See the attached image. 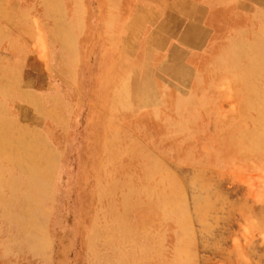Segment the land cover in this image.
Masks as SVG:
<instances>
[{"label":"rangeland","instance_id":"374dc122","mask_svg":"<svg viewBox=\"0 0 264 264\" xmlns=\"http://www.w3.org/2000/svg\"><path fill=\"white\" fill-rule=\"evenodd\" d=\"M107 1L0 0V264H264L263 58L159 55Z\"/></svg>","mask_w":264,"mask_h":264},{"label":"crops","instance_id":"0c3cea01","mask_svg":"<svg viewBox=\"0 0 264 264\" xmlns=\"http://www.w3.org/2000/svg\"><path fill=\"white\" fill-rule=\"evenodd\" d=\"M118 1L121 9L133 11L129 19L121 24H125L126 28L128 25L135 26V34L142 35L143 40L146 38L144 34L151 35L148 40L158 42L157 47L162 50L158 51L159 55L166 52L168 57H174L177 51L188 57L193 49L208 51L213 43L219 47L216 58L229 51L239 59L248 57L255 62L258 57L264 60V0ZM114 2L116 0H108L107 4L111 6ZM149 26L152 27L151 31L146 33ZM218 67L213 71L221 75L244 70V66L238 63ZM260 67L250 64L246 71L261 72L258 70ZM161 69L162 72L175 71L173 65L167 64L161 65ZM208 70L212 72L211 67ZM220 78L215 85L216 103L219 105L225 98L224 92L219 90V85L225 83V77ZM237 84L239 104H264V81L248 80Z\"/></svg>","mask_w":264,"mask_h":264},{"label":"bare ground","instance_id":"6f19581e","mask_svg":"<svg viewBox=\"0 0 264 264\" xmlns=\"http://www.w3.org/2000/svg\"><path fill=\"white\" fill-rule=\"evenodd\" d=\"M225 65H227V63L225 64ZM251 94V93H250ZM250 97V96H249ZM246 104V103H245ZM247 104H249L248 102H247ZM255 104V103H254ZM260 104V103H259ZM257 105V104H256ZM253 107V106H252ZM259 107V106H258ZM261 107V106H260ZM247 108H249V107H247ZM254 108H256L255 106H254ZM262 108V107H261ZM260 108V109H261ZM264 108V107H263ZM126 109V108H125ZM250 109V108H249ZM256 109H258V108H256ZM127 110V109H126ZM264 110V109H263ZM258 111H259V109H258ZM252 112V111H251ZM255 112V111H254ZM262 112V111H261ZM261 114V113H260ZM263 114H264V112H263ZM248 115V114H247ZM260 116V115H259ZM247 118V117H246ZM253 119V118H252ZM256 119V118H255ZM255 119H253V120H255ZM258 119V118H257ZM259 120V119H258ZM263 120H264V118H263ZM261 122V121H260ZM253 124V123H252ZM255 126V125H254ZM250 129V128H249ZM252 129V128H251ZM253 132V131H252ZM5 138H1L0 137V145H2V146H4V140ZM258 140V139H257ZM259 140H261V139H259ZM258 140V141H259ZM255 141H256V139H255ZM255 141H253V142H255ZM263 144V143H262ZM29 148V147H28ZM29 150V149H28ZM10 157H11V160H13V161H16V156L14 155V154H11L10 155ZM34 163V161L32 160V163H31V165H32V167L31 166H28L29 167V169L31 170V173H32V175H38V172L36 171L37 170V167H35V164H33ZM27 167V168H28ZM98 178V177H97ZM101 184H103L102 183V179H98V181H97V187H99ZM123 185L122 184H117L116 182L115 183H113V184H111L109 187H108V189L106 190L105 188L102 190V189H100V193L98 194V197L99 198H106L107 197V199L108 200H110V199H112L113 198V196H114V193H115V191L117 190V189H119V188H121ZM125 190H126V192H125V194H124V201H123V203L125 204V203H128V202H132V197H129V195L131 194V192H132V190H130L129 188H125ZM135 195V194H134ZM135 197V196H134ZM136 204V203H135ZM128 206H129V204H128ZM131 206V205H130ZM124 239V238H123ZM118 240H120V239H118ZM114 240H108L107 242H109V245L110 246H112V249H113V246H114V242H113ZM120 245V244H119ZM109 247V246H108ZM121 247V246H120ZM126 247V246H125ZM137 247V246H136ZM140 247V246H139ZM122 249V248H121ZM138 249V248H137ZM146 250V249H145ZM124 253H125V251H124ZM111 253H110V251L108 252V253H106V256L104 257V256H101V258L100 257H98V259H99V262H106L107 264H108V262L110 261V258H111ZM141 255V254H140ZM153 257V256H152ZM94 258V257H93ZM126 261H127V257L125 256V255H123L122 256V258H117L116 260H115V264H126ZM136 261V260H135ZM131 264V263H130Z\"/></svg>","mask_w":264,"mask_h":264}]
</instances>
